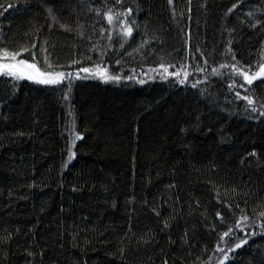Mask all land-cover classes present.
<instances>
[{
	"label": "trees",
	"instance_id": "trees-1",
	"mask_svg": "<svg viewBox=\"0 0 264 264\" xmlns=\"http://www.w3.org/2000/svg\"><path fill=\"white\" fill-rule=\"evenodd\" d=\"M0 50L66 74L0 76V264H264V0H0Z\"/></svg>",
	"mask_w": 264,
	"mask_h": 264
},
{
	"label": "snow or ice",
	"instance_id": "snow-or-ice-1",
	"mask_svg": "<svg viewBox=\"0 0 264 264\" xmlns=\"http://www.w3.org/2000/svg\"><path fill=\"white\" fill-rule=\"evenodd\" d=\"M169 3L171 4L172 0H169ZM233 7H235V5H233ZM229 11H231V9ZM127 12L131 13V9L129 8ZM114 15H122V14H114L112 10H109L107 13H105L106 19L109 24H112ZM249 15H251V13H249ZM120 23L123 25V35L131 36L133 32V28L130 25H128L126 21H120ZM109 38L111 39V37ZM123 46L124 45L122 43L121 47ZM18 55L19 53H10L7 50H0V76L7 75L14 79L26 78L28 80H34L36 83L41 84V85H58L66 78V74L64 72H43L37 68L35 63H28L24 59L17 60L16 57ZM4 59H8L9 62H3ZM233 59H235V57H233ZM223 66L224 65H222V67ZM231 67L235 69L239 73V75L243 77L244 81H246L248 85H251L253 81L257 80L258 78H264V63H261L259 65L258 71H255L254 73H251V74L248 71L237 69L235 64H233ZM161 68L164 69L165 73L168 72V69L164 67L163 64L161 65ZM80 71L88 73L90 69L87 67H83L80 69ZM96 74H98L102 79L106 81L110 79L112 80L120 79L119 76H109L104 71H99ZM168 74L179 76V73H168ZM187 75H188L187 72H185L184 73L185 78L187 77ZM143 82L144 81H140V83H143ZM180 82L184 83V80H181ZM70 84H71V81H69V85ZM193 87H195V85H193ZM236 95L239 97L240 93L237 92ZM242 99L246 100L248 104L250 105L253 103V100L248 96H244L242 97ZM252 110L255 111V108H253ZM262 215H264V213H262ZM244 219H247V217H244ZM224 235L227 236L228 232H225ZM246 242H247L246 240H241L240 243L235 244V248L241 247V245ZM225 259H227V256H225ZM221 264H223V262H221Z\"/></svg>",
	"mask_w": 264,
	"mask_h": 264
},
{
	"label": "rangeland",
	"instance_id": "rangeland-1",
	"mask_svg": "<svg viewBox=\"0 0 264 264\" xmlns=\"http://www.w3.org/2000/svg\"><path fill=\"white\" fill-rule=\"evenodd\" d=\"M3 62H6V61H3ZM24 79H26V78H24ZM31 81L35 82L34 80H31Z\"/></svg>",
	"mask_w": 264,
	"mask_h": 264
}]
</instances>
